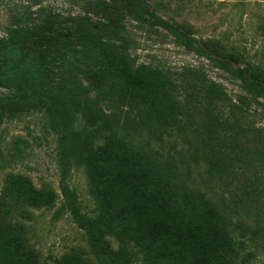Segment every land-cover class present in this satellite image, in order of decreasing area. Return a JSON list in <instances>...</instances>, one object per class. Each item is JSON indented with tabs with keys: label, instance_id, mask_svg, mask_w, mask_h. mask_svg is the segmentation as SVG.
I'll return each instance as SVG.
<instances>
[{
	"label": "rangeland",
	"instance_id": "rangeland-1",
	"mask_svg": "<svg viewBox=\"0 0 264 264\" xmlns=\"http://www.w3.org/2000/svg\"><path fill=\"white\" fill-rule=\"evenodd\" d=\"M145 1L209 53L226 51L237 65L252 66L264 77V0ZM111 2L123 5V0ZM131 3L135 11L123 14L122 38L117 43L124 45L135 66L149 65L176 85L181 111L175 127L163 128L135 108L119 106L114 113L107 109L112 129L169 165L176 174L183 207L191 210L184 199L187 191L193 193L196 204H201V194L215 205L238 251L234 264H264V162L258 154L264 146V97L248 92L242 80L186 46L183 37L152 26L142 5L136 0ZM99 4L100 0H0V39L9 36L20 17L36 19L39 7L63 17L81 15L96 21ZM69 63L63 85L88 87L79 71L85 65L82 58L72 56ZM208 85L222 89L228 99H211ZM15 91L0 87V201L11 175L51 191L54 200L50 206L34 207L6 198L0 205V243L10 241L14 254L18 245H24L35 255L36 264H58L69 254L84 264H161L116 232L107 233L105 240L122 262L97 252L89 232L64 203L61 128L49 102L37 92L35 97L16 100ZM241 96L246 103H241ZM77 98L78 118L65 180L86 219H98L101 209L80 157L102 144L109 130L85 114L82 97Z\"/></svg>",
	"mask_w": 264,
	"mask_h": 264
},
{
	"label": "trees",
	"instance_id": "trees-1",
	"mask_svg": "<svg viewBox=\"0 0 264 264\" xmlns=\"http://www.w3.org/2000/svg\"><path fill=\"white\" fill-rule=\"evenodd\" d=\"M131 1L123 0L119 5L100 0L94 13L96 21L81 15L63 17L43 7L37 9L36 19L25 21L20 17L9 36L0 39V87L15 89L16 100L33 97L37 92L49 102L61 128L64 203L89 232L98 253L122 262L121 256L110 252L105 240L107 233L116 232L161 264H234L238 251L215 205L201 194V204H196L191 199L193 193L187 191L184 199L191 210L183 207L176 174L169 165L161 162L157 154L125 140L109 123L107 109L114 113L115 108L127 106L163 128H173L181 111L175 98L176 85L149 65L135 66L124 52V45L117 43L122 38L123 14L135 11ZM136 1L152 26L183 37L186 46L194 47L215 66L242 80L248 92L264 97V77L256 74L254 67H235L234 58L226 51L209 53L200 41L158 15L145 0ZM72 56L82 58L85 65L79 71L89 82L88 87L63 85ZM207 90L211 99H228L215 85H208ZM78 95L85 114L109 130L102 144L87 149L80 157L87 168L90 191L101 209L98 219H86L65 180L78 118L74 105ZM241 103H246L245 96H241ZM258 154L264 162V146ZM10 197L34 207L50 206L54 200L51 191L36 189L30 181L15 175L4 185L0 205ZM1 246L3 264L37 262L22 244L15 254L10 241H3ZM58 264L84 262L69 254Z\"/></svg>",
	"mask_w": 264,
	"mask_h": 264
},
{
	"label": "water",
	"instance_id": "water-1",
	"mask_svg": "<svg viewBox=\"0 0 264 264\" xmlns=\"http://www.w3.org/2000/svg\"><path fill=\"white\" fill-rule=\"evenodd\" d=\"M235 67H239V65L236 64Z\"/></svg>",
	"mask_w": 264,
	"mask_h": 264
}]
</instances>
